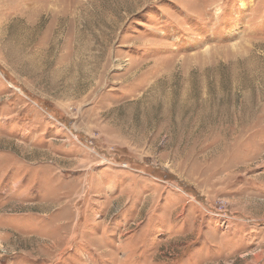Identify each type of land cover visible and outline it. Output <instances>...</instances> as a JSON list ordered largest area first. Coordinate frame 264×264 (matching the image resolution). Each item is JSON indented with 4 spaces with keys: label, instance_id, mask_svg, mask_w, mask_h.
<instances>
[{
    "label": "rangeland",
    "instance_id": "rangeland-1",
    "mask_svg": "<svg viewBox=\"0 0 264 264\" xmlns=\"http://www.w3.org/2000/svg\"><path fill=\"white\" fill-rule=\"evenodd\" d=\"M0 264H264V0H0Z\"/></svg>",
    "mask_w": 264,
    "mask_h": 264
}]
</instances>
